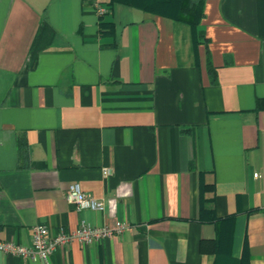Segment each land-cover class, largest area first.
Here are the masks:
<instances>
[{
    "label": "crops",
    "instance_id": "obj_1",
    "mask_svg": "<svg viewBox=\"0 0 264 264\" xmlns=\"http://www.w3.org/2000/svg\"><path fill=\"white\" fill-rule=\"evenodd\" d=\"M95 1L0 0V241L122 222L47 264H264V0H205L198 45ZM72 183L113 206L76 211Z\"/></svg>",
    "mask_w": 264,
    "mask_h": 264
},
{
    "label": "built area",
    "instance_id": "obj_2",
    "mask_svg": "<svg viewBox=\"0 0 264 264\" xmlns=\"http://www.w3.org/2000/svg\"><path fill=\"white\" fill-rule=\"evenodd\" d=\"M94 4L98 5V1L96 0ZM96 14L101 16L105 14V10L96 6ZM101 174L106 177L110 174V171L101 169ZM253 176L256 177V175ZM65 201L73 206L76 211L87 209L95 212H102L106 205L112 207L114 202L113 200L103 201L85 195L77 183H72L67 187ZM127 228L128 225L122 222H115L113 227L103 226L100 228H93L82 222L74 231L66 232L60 229L55 236L49 237L47 228L44 225H35L30 229V243L28 246L0 241V254L47 264L49 256L57 247L67 245L73 240L82 244H91L109 238L113 234L120 235Z\"/></svg>",
    "mask_w": 264,
    "mask_h": 264
},
{
    "label": "trees",
    "instance_id": "obj_3",
    "mask_svg": "<svg viewBox=\"0 0 264 264\" xmlns=\"http://www.w3.org/2000/svg\"><path fill=\"white\" fill-rule=\"evenodd\" d=\"M204 1L205 0H109L108 5H124L143 13L167 18L174 22L184 23L188 26L191 34L193 35L195 44L198 45L200 40L203 42L202 33L197 30V27L203 18ZM100 26L101 30H104L110 25L107 23H101ZM206 71L209 75L211 83H214V70L211 67L208 58L206 60ZM18 141L17 148L18 155L20 157L22 154V144L20 141ZM216 221L213 215H211V217L206 220V222L210 223ZM233 264H247V254L245 248L242 252L241 259L239 261L233 262Z\"/></svg>",
    "mask_w": 264,
    "mask_h": 264
}]
</instances>
